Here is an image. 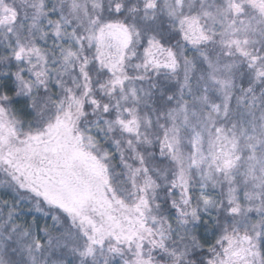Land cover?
<instances>
[{"label":"snow or ice","instance_id":"snow-or-ice-1","mask_svg":"<svg viewBox=\"0 0 264 264\" xmlns=\"http://www.w3.org/2000/svg\"><path fill=\"white\" fill-rule=\"evenodd\" d=\"M0 264H264V0H0Z\"/></svg>","mask_w":264,"mask_h":264}]
</instances>
